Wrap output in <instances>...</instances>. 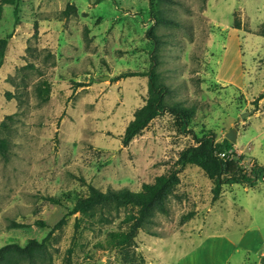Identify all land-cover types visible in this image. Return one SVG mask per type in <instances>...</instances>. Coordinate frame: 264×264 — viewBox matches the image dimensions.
<instances>
[{
    "label": "rangeland",
    "instance_id": "rangeland-1",
    "mask_svg": "<svg viewBox=\"0 0 264 264\" xmlns=\"http://www.w3.org/2000/svg\"><path fill=\"white\" fill-rule=\"evenodd\" d=\"M68 6L75 11L65 16ZM153 15L150 0H21L17 22L14 7L4 8L0 248L51 232L44 256L15 264H264V182L224 185L213 201L204 172L185 167L169 213L125 248L111 247L108 235L129 231L131 207L69 214L65 195L85 196L87 184L140 191L174 170L196 138L222 142L236 124L242 166H264V0H163L159 16L170 22ZM150 71L168 86L169 106L192 111L189 125L165 112L124 146L149 79L116 78Z\"/></svg>",
    "mask_w": 264,
    "mask_h": 264
},
{
    "label": "trees",
    "instance_id": "trees-1",
    "mask_svg": "<svg viewBox=\"0 0 264 264\" xmlns=\"http://www.w3.org/2000/svg\"><path fill=\"white\" fill-rule=\"evenodd\" d=\"M100 1L102 0H98V2ZM162 1L150 0L155 24L170 22L166 18L159 16V6ZM20 2L21 0H0V24L6 6L14 7L15 20L16 22L19 20ZM74 11V7L68 6L63 15H70ZM233 28L242 29L241 22L237 18L234 19ZM150 30H148L149 33H151ZM257 34L264 37V22L260 25ZM8 43L9 36L0 37V66L3 64L2 60H4ZM135 76L148 77L149 95L145 105L135 111L134 119L124 130L122 144L128 146L136 136L140 135L148 127L152 120L154 121L155 118L165 112L178 117L182 123V128L186 129L189 125L192 111L183 107L169 106L166 103L164 97L169 94V88L166 84L157 80V75L154 71H150L147 74L124 73L118 76L116 80ZM233 148L234 144L226 138L222 142H217L212 134H205L200 138H196L194 145L187 146L179 153L174 170L158 176L153 183L143 184L140 191H131L123 188L120 190L108 189L103 192L93 185L87 184V195H65L66 199L72 202L69 214L84 216L101 208L113 207L118 209L131 207L133 211L129 212L124 219L125 222L131 224L129 231L110 232L108 235V243L111 247H128L133 244L137 230L151 223L157 213L164 215L169 213L168 199L175 194L181 184L180 173L185 167L195 166L204 172L213 185L211 190L213 201L220 198L224 185L238 184L252 187L258 182H264L263 165L253 164L248 171L241 164L245 156L240 155L238 159H223L219 156L220 152L230 151ZM8 150L9 144L2 137L0 129V156L6 158ZM47 199L54 204L64 205L63 197H49ZM192 217L193 214L190 213L186 216V219H191ZM41 224L44 225L42 222ZM12 226L20 227V224L13 222ZM151 235L154 236V234ZM50 238L51 232L42 241L32 239L23 245L16 242L4 245L0 248V264H15L19 259L32 263L36 257H42L46 254Z\"/></svg>",
    "mask_w": 264,
    "mask_h": 264
},
{
    "label": "water",
    "instance_id": "water-1",
    "mask_svg": "<svg viewBox=\"0 0 264 264\" xmlns=\"http://www.w3.org/2000/svg\"><path fill=\"white\" fill-rule=\"evenodd\" d=\"M250 113H248L247 115H249ZM241 118H244V116H242ZM237 128H238V124H236L233 128H231L227 134L225 135V138L227 140H229L231 143H235L236 142V138H237ZM108 262H110V259L107 260L106 264H108Z\"/></svg>",
    "mask_w": 264,
    "mask_h": 264
},
{
    "label": "built area",
    "instance_id": "built-area-1",
    "mask_svg": "<svg viewBox=\"0 0 264 264\" xmlns=\"http://www.w3.org/2000/svg\"><path fill=\"white\" fill-rule=\"evenodd\" d=\"M219 156L223 159H238L240 155L237 154L236 150L220 152Z\"/></svg>",
    "mask_w": 264,
    "mask_h": 264
},
{
    "label": "crops",
    "instance_id": "crops-1",
    "mask_svg": "<svg viewBox=\"0 0 264 264\" xmlns=\"http://www.w3.org/2000/svg\"><path fill=\"white\" fill-rule=\"evenodd\" d=\"M225 193H226V192H225V190H224V193H223V194L225 195ZM211 213H212V212H211Z\"/></svg>",
    "mask_w": 264,
    "mask_h": 264
}]
</instances>
